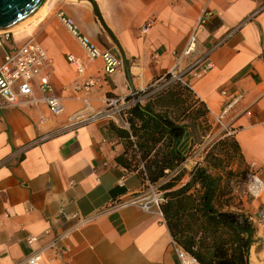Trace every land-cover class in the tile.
Segmentation results:
<instances>
[{"label": "crops", "instance_id": "1", "mask_svg": "<svg viewBox=\"0 0 264 264\" xmlns=\"http://www.w3.org/2000/svg\"><path fill=\"white\" fill-rule=\"evenodd\" d=\"M93 2L113 39L87 0H45L37 10L46 6L34 22V36L27 29L33 23L13 33L12 44L34 39L52 59L46 72L63 111L53 115L43 102L0 107V264H25L32 249L41 252L43 264H178L162 214L132 204L112 206L144 186L138 171L117 160L126 150V138L118 130L129 127L103 121L75 130L57 129L85 101L98 110L107 97H127L156 85V79L173 67L204 7L216 14L197 30L195 49L181 58L178 70L206 56L211 62L200 78L190 72L183 76L209 110L208 121L227 101L221 91L244 93L231 124L232 137L246 167L254 163L264 180V0ZM59 12L73 19L100 49H109L121 60L114 73L106 74L101 59H88ZM148 20L153 24L142 34ZM68 54L81 60L83 75L70 65ZM2 56L0 49V60ZM88 77L102 82L88 92L76 90ZM34 95L40 96L37 89ZM146 96H140L142 104ZM178 115L180 124L187 123ZM215 135L220 137L219 128ZM209 137L194 143L196 133L186 129L177 146L184 156L180 168L188 157L196 166L204 164L206 151L201 149ZM190 173H184L179 185ZM260 205L264 189L255 200L243 195L239 210L253 217ZM254 226L248 264H264V227L255 222ZM59 234H67L66 239L55 249L46 248ZM34 235L40 239L27 244Z\"/></svg>", "mask_w": 264, "mask_h": 264}, {"label": "trees", "instance_id": "2", "mask_svg": "<svg viewBox=\"0 0 264 264\" xmlns=\"http://www.w3.org/2000/svg\"><path fill=\"white\" fill-rule=\"evenodd\" d=\"M159 78L156 85L135 94L147 96L143 104L136 102L127 111L130 132L118 130L126 138V150L117 160L138 171L143 183L158 186L165 198L160 210L172 239L198 264H248L256 229L249 215L239 210L245 186L242 195L236 186L247 172L232 168L233 162L246 167L237 143L232 136L216 140L204 164L179 185L186 171L180 168L184 156L177 146L187 128L195 134L208 121L207 108L188 84H164L169 73ZM178 113L187 123L178 122Z\"/></svg>", "mask_w": 264, "mask_h": 264}, {"label": "built area", "instance_id": "3", "mask_svg": "<svg viewBox=\"0 0 264 264\" xmlns=\"http://www.w3.org/2000/svg\"><path fill=\"white\" fill-rule=\"evenodd\" d=\"M215 14V12L207 7L201 9L184 49L177 57L173 67L167 72L170 78L164 84L171 81H179L190 86L189 82L183 78L186 73H192V77L197 79L212 67L211 62L206 56L197 60L183 71L178 70L181 58L189 55L195 49L197 30ZM57 16L69 33L77 39L88 59L94 60L99 58L102 60L106 74L114 73L122 64L121 60L109 49H100L87 35L82 34L73 19L66 17L61 12H59ZM152 24L153 20H148L141 27V33L146 34ZM13 35V31L0 30V49L3 51V56L0 60V107L17 106L26 103L38 104L39 102H43L51 114L57 115L61 113L63 111L62 103L60 99L54 95L49 80V74L46 72L47 68L52 66V59L48 56L43 46L34 39H29L21 45L12 44L14 39ZM9 43L12 45L7 47ZM67 60L78 75H83L84 65L76 55L68 54ZM101 82L102 79L99 77H88L84 80L82 85L76 86L75 89L88 92L91 88L100 85ZM159 87L160 86H158V88ZM35 89L39 92V97H35ZM135 94L136 93H132V97L129 99L127 97L118 96L107 97L105 99V107L98 110L94 109L88 101H85L84 106L70 115L67 123L57 130H75L82 125L103 121L113 122L122 128H128L126 119L127 111L136 102L142 101V97H136ZM221 94L227 96V101L223 104L220 111L213 115V120L208 121L220 129L221 135L219 138L234 135L235 129L231 128V124L234 115L237 113L238 107L244 99L243 92L227 93L223 90ZM208 113L209 110L207 109V114ZM54 133L55 131L45 133L37 140H45ZM244 186L245 197L249 200H255L260 195L262 189H264V180H262L259 169L255 168L254 163L248 167ZM164 202L165 198L162 192L146 180L143 188H141L136 195L127 200L116 202L112 206L119 208L132 204L144 211L162 214L160 205ZM249 217L253 223L255 222L257 225L264 227V205H260L257 208L256 214L253 217ZM66 237L67 234L55 236L46 248L55 249ZM39 239V236L34 235L27 238L26 242L31 245ZM171 247L176 255L178 264H198L194 256L183 249L173 239L171 240ZM24 263L43 264L41 252L32 249L30 254L25 258Z\"/></svg>", "mask_w": 264, "mask_h": 264}, {"label": "water", "instance_id": "4", "mask_svg": "<svg viewBox=\"0 0 264 264\" xmlns=\"http://www.w3.org/2000/svg\"><path fill=\"white\" fill-rule=\"evenodd\" d=\"M44 1L45 0H0V30L22 24L40 8ZM87 1L92 5L103 27L112 37L111 32L106 28L95 8L93 0Z\"/></svg>", "mask_w": 264, "mask_h": 264}, {"label": "rangeland", "instance_id": "5", "mask_svg": "<svg viewBox=\"0 0 264 264\" xmlns=\"http://www.w3.org/2000/svg\"><path fill=\"white\" fill-rule=\"evenodd\" d=\"M34 22L33 24L29 25L28 26V30L30 31V35L33 37L34 36ZM30 28V29H29ZM25 31V30H24ZM27 32V31H25ZM23 32V33H25ZM21 33V34H23ZM217 127L213 124V123H210L208 121H203L202 124L200 125V127H198L196 129V143L199 144V143H202L204 141V137L206 135L209 134V139L206 140V142L204 143L202 149H201V152H207L209 147L216 141L219 139L218 135H215L214 137L212 136L214 133H216L217 131ZM203 131V132H202ZM199 142V143H198ZM206 154V153H205ZM187 161H184L183 163L185 164L186 163V166L184 167V164L182 165V168H184V170L186 171V173L188 172H192L193 169H195L197 166L194 165L192 163V161L189 159V157L186 159ZM203 162V160H202ZM196 166V167H195ZM232 168L233 169H237V168H242L244 170H246V172L248 173V167H243L242 165H237V162H233L232 163ZM246 173V175H247ZM188 176V175H187ZM186 176V177H187ZM188 178V177H187ZM246 178V176H245ZM245 180V179H244ZM244 181L241 183V184H238L236 186V189H237V192H239V194H243V190H244V185H243ZM156 188L158 187L157 185H154Z\"/></svg>", "mask_w": 264, "mask_h": 264}, {"label": "bare ground", "instance_id": "6", "mask_svg": "<svg viewBox=\"0 0 264 264\" xmlns=\"http://www.w3.org/2000/svg\"><path fill=\"white\" fill-rule=\"evenodd\" d=\"M45 7L42 8L40 11H35L26 21H24L22 24L14 26V27H10L4 30H10L13 31V33L17 34L19 31H21L22 29L27 28V26L33 22L36 21L38 14L43 13L45 11Z\"/></svg>", "mask_w": 264, "mask_h": 264}]
</instances>
